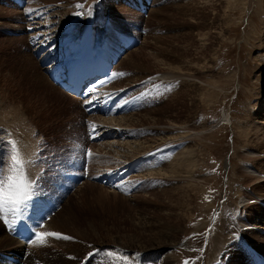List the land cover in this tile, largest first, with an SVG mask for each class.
I'll return each instance as SVG.
<instances>
[{
  "label": "rangeland",
  "instance_id": "374dc122",
  "mask_svg": "<svg viewBox=\"0 0 264 264\" xmlns=\"http://www.w3.org/2000/svg\"><path fill=\"white\" fill-rule=\"evenodd\" d=\"M22 1L13 6L0 0V179L12 167L15 147L23 164L24 155L29 159L32 173L25 176L31 182L42 175L69 181L48 214L65 225L58 231L48 221L41 232L61 237L26 244L27 251L51 256L77 242L83 247L77 259L91 254L94 262L110 264H159L163 256L172 264H252L260 257L250 255L257 254L264 259V180L252 176L255 168L264 172V0H215L220 7L211 0H149L144 11L126 0ZM186 3L195 4L193 13ZM205 3L214 9H202ZM199 9L206 12L202 18ZM202 22L205 28L196 26ZM85 23L114 59L110 76L91 89L113 96L106 113L87 112L77 95L53 86L33 53L44 45V52L56 54L58 34L74 39ZM209 32L212 44L202 51ZM39 69L47 84L34 78ZM33 82L42 91L37 97ZM188 89L191 95L181 98ZM94 126L102 135L91 140ZM104 126L113 131L102 133ZM183 140L192 144V173L163 175L173 164L167 160L172 153H164ZM120 167L117 180H96ZM155 169L161 175L148 173ZM71 172L82 177L71 180ZM37 181V193L55 194L45 178ZM170 188L192 193L175 242L145 262L118 248L117 239L124 246L158 244L134 235L168 210L154 193ZM44 245L51 250L42 252Z\"/></svg>",
  "mask_w": 264,
  "mask_h": 264
},
{
  "label": "bare ground",
  "instance_id": "6f19581e",
  "mask_svg": "<svg viewBox=\"0 0 264 264\" xmlns=\"http://www.w3.org/2000/svg\"><path fill=\"white\" fill-rule=\"evenodd\" d=\"M6 1L8 3H10V4L13 3L10 0H6ZM126 1L129 2V3L127 2L129 5H132L131 0H126ZM126 1H125V4H126ZM211 1L215 2V4H217V6H219V7L221 5H223L222 3H217L215 0H211ZM190 2H193V1L191 0ZM194 5H192L190 3H186V5L184 4V8L186 9V12L190 14V12H192L194 10L193 8H191ZM203 5L204 6L202 7V9L209 8V7H210V9H212L214 7L213 4L206 5V3H205ZM13 6H14V4H13ZM132 7H134V6H132ZM190 8H191V10H190ZM198 12H199L198 13L199 14L198 16L200 17V14L202 13V10L199 9ZM204 13H206V12L203 11L202 14H204ZM210 13H209L210 15L208 13H207V15H209L208 17H211L212 18L213 15H214V13L213 12H210ZM191 16H192V14H191ZM208 17L207 16H206V18L203 17V21H205V19H207ZM200 18H202V17H200ZM85 19H89V17L86 16ZM60 21L62 22L64 20H60ZM212 22H214V21L212 20ZM88 25L90 26V23H88ZM196 26H198V27L201 26L202 28H205V22L204 23L202 22L201 25H197L196 24ZM92 27H93V25L90 26L89 32H88V30L84 27V25H82L81 28H80V30H79V32H78L79 35L75 36L74 39L71 38V33H69V34L67 33L69 30L68 31L66 30L67 31L66 33L67 34H65V33L58 34L59 39L57 37V39H58V40L56 39V42L57 43H55L53 45V47H56V48L58 47L55 50L56 57H54L52 60H55V62L56 61L57 62H62V63L64 62L65 64H67L72 58L80 55L83 52H87V49L84 47V41L91 35V31H93ZM181 35H189V33H183ZM205 35L208 36V40H209L210 43H208L207 45H205L204 46L205 49L204 50L201 49L202 51H206L208 49V47L210 46V44H212V38L214 37L212 35V32L205 33L203 35V37H205ZM173 36H175V38H176V36H178V35H173ZM97 42L100 43V40H98ZM98 46H100V44H98ZM103 51H104V55L105 56H109V53L107 52V49H106L105 44L103 45ZM50 52L52 54L51 49L47 48V50L44 52V54H47V53L50 54ZM51 64H54V61ZM14 66H15V64H14ZM42 70L44 71V69H42ZM42 70H40V72H36V74L34 75V78H36L37 80H40L43 83L47 84V82L45 81V78L42 76ZM18 73H19V71H18ZM11 75H12V73H11ZM13 76H14V73H13ZM108 77L103 78V79H107ZM5 80L8 81L7 79H5ZM4 84H6V83H4ZM20 84L22 85V83H20ZM33 86L35 87L34 82H33ZM53 86H55V85H53ZM7 87H9V86H7ZM56 87H58V86H56ZM35 89H36V92H37V95L35 97H37L40 94V92H42V91L38 87H35ZM59 89H61V88H59ZM26 91H27V89H26ZM190 91H189V89L187 91L185 90L184 93H183L185 95H183V97H181V98H185L186 99L187 96L191 95L190 94ZM100 96L102 98L99 99L98 101H95V103H97V106L95 107V109H96V111H99V112H105L106 111V108H105L104 104L107 105L110 102V97H107V93H103ZM46 97H47V95H46ZM174 97L177 98V96H174ZM191 98H193V97H191ZM47 99H48V97H47ZM29 100H30V98H29ZM87 100H89V99H87ZM31 105L32 104H30V106ZM99 105H101V106H99ZM191 105H192V103H191ZM44 110H43V112H45ZM105 115L112 116L111 113L105 114ZM105 115H104V117H101V118H103V121L106 122V121H108L106 119H108L109 117H105ZM45 116H47V115H45ZM118 120H120V119L118 118ZM115 123H118V122H115ZM102 128L104 129V130H102V132L103 131L104 132H108L110 130L113 131V129L110 126H104V127L99 128V129H102ZM97 130H98V127H97ZM114 132H116V131H114ZM95 133H97V132H95ZM95 133H93V134H95ZM22 140L27 141L25 139H20V141H22ZM18 141L19 140H17V142ZM188 143H189L188 141L183 140V141L177 143L176 145L171 146L169 148L170 151H166L164 153L166 156L168 154L170 155V153H172L170 155V157L168 156L167 160L170 161V162H173V164H172L171 167L164 169V172L165 173L163 175H168V176L169 175L170 176H173L174 175L175 176V175H180L181 173H185V174H188V175L192 173V169L196 165V159H195V155H194L193 149L191 147L192 144L190 145V143L189 144ZM181 147H182V149H180V152L179 151L177 152L176 149L177 148H181ZM133 149H134V147H133ZM120 150H122V149H120ZM173 150H175V151H173ZM129 153H130V151H129ZM183 155H185V156H183ZM23 158H25L26 161L29 162V159H27V157L25 155H24ZM11 162H12V160H11ZM27 162H26V164H23V167H24V175L26 173L27 174L32 173V171H31L32 169L29 168V167H27L28 166ZM34 163L36 164V161L35 160H34ZM158 164H160V162ZM244 167L245 168L247 167L248 170H250L249 165L244 164ZM244 167H242V168H244ZM112 170H114V169H112ZM120 170H121V167H120ZM111 171L107 172L106 176H108L111 173ZM5 172L6 171H3L2 172L3 177L5 175ZM159 172H160V170L156 171V169H155L154 170V173H152L151 171H149L148 173H151L153 175H161V174H159ZM193 172H194V170H193ZM255 172L256 173L253 172V175L252 174H250V175H252V176H254V177L258 178V179L264 180V172H260L256 168H255ZM244 173H245V171H244ZM3 177H1V179H3ZM35 178H36V181L38 179H40V178H42V179L45 178L50 183V188L55 191V194L54 195H53V193H51L52 195H50V198L52 200H54V202H56V200L60 199L61 192L63 190H66V187H63V184L65 183L64 180H61L60 182H57L58 183V185H57V183L54 181L53 176H51V175H48L47 177L46 176L44 177L42 175L40 177H35ZM165 182H167V181H165ZM188 186H191V185L188 184ZM191 189H193L192 186H191ZM57 192H60L59 197L57 196ZM162 193L167 198V201H164L163 200V197H161ZM154 196H155V198H154L155 201H157V202L160 201L159 202L160 205L163 208H166L168 210L165 213H156V214H154L155 217L158 216L159 214L160 215L158 216L157 219H155L154 221H151L152 223L154 222V225L153 226H152V223H151V226L150 227H147L146 226V228L139 226L140 227L141 234H140V231H137L138 233H136L134 235V238H136V239H137V237L138 238H145V240H147L146 242H148L149 244H152V243H158V244L155 245V246H153V245L152 246L151 245L150 246H147L146 243H144L145 242L144 241L143 243L137 244V245H133V244H131V242H129L128 246H124L126 243L124 242L125 243L124 244V243H122V241L119 242V240L117 239V244L118 245H116V246L118 248H120V249L126 248L127 250H129L135 256L136 259L138 258V259H140L142 261H144V260H148L149 261L150 259L155 260L156 257H158L157 256V254H159L158 252L163 251L165 249V248H162L164 244L171 243V242L173 243V242H175V239L178 238V236L180 235V232H181V223H182V221L184 219V216L183 215H184V213H188V210L182 211V209L183 208L189 209L187 207V204L189 203L190 198L192 197V193H190V191H188V190L181 191L180 189H176V188L171 189L170 188V189H167L166 191L161 190L159 192H156V193H154ZM52 200H51V204H53L52 203ZM51 204L48 203V208L50 210L53 209V206ZM45 207H46V205H45ZM55 212H56V210L52 214H54ZM66 213H67V210H66ZM153 217L154 216L152 215V217H151L152 220H153ZM54 219L55 218H53L51 215H48L47 218H45V220H42L41 221L40 224L42 226L41 227H36L37 230H38V232H40V233L42 232V230H43L42 228H45L44 226L46 224H48V221L54 223L53 226H52V224L48 225V226L51 227V229L53 228L54 230L57 229L58 231H60V229L58 227H61V226L65 225V222H62L63 220L62 221H59L58 219H57V221H59V222H54ZM148 222L150 223V221H148ZM227 229L228 230H232L233 233L235 232V230H233V228L231 229V228L228 227ZM51 231H53V230H51ZM53 232H57V231H53ZM33 240H35V237H34ZM115 240H116V238H115ZM32 241H30L28 244L30 245L32 243ZM57 245H59V244H57ZM166 245H168V244H166ZM47 247H48V245H44V246H42L40 248V250L42 252H47L48 250H51L50 248H47ZM81 247H82L81 245H77V242H75V243H67L62 248H58L57 247L58 250L53 255H51V256H48V255L41 256V255H38L35 252L31 253V252L27 251L26 246L24 244L18 243L7 232H5V227H4V224L3 223L0 225V264H100V263L101 264H110V261L108 259H107L108 262L106 260H99V259H98L97 262H94L93 259L90 258V255H87L86 257L81 258V259L80 258L77 259V256L79 255L78 252H79V249ZM91 253H94V252H91ZM95 254L96 255L98 254V250L95 251ZM161 254H163V253L161 252ZM97 257H98V255H97ZM162 259H164V260H162ZM260 259L261 258H258L257 260L253 259L251 262H252V264H260V262H261V264H264V261H260ZM161 260L162 261H160L159 264H172V262H173V260L170 259L168 256H163L161 258Z\"/></svg>",
  "mask_w": 264,
  "mask_h": 264
},
{
  "label": "snow or ice",
  "instance_id": "6c2138e0",
  "mask_svg": "<svg viewBox=\"0 0 264 264\" xmlns=\"http://www.w3.org/2000/svg\"><path fill=\"white\" fill-rule=\"evenodd\" d=\"M115 75V74H114ZM92 101H87L91 103ZM125 103H128L125 101ZM96 126H94L95 128ZM12 167L9 173L0 179V220L9 222V214H11L13 220L20 219L25 211L26 207L34 200L36 195V183L31 182L24 175L23 162L18 159V153H16L15 147L13 148ZM22 178V182H17V179ZM119 187V185L117 186ZM42 225L39 224L38 227ZM35 240L32 243L39 242L44 243L45 238L52 236L60 238L62 234L56 232L40 233L36 232ZM68 239L69 237H63ZM91 255V254H89ZM187 264V262H185Z\"/></svg>",
  "mask_w": 264,
  "mask_h": 264
},
{
  "label": "clouds",
  "instance_id": "9594fccd",
  "mask_svg": "<svg viewBox=\"0 0 264 264\" xmlns=\"http://www.w3.org/2000/svg\"><path fill=\"white\" fill-rule=\"evenodd\" d=\"M17 179V182H22V178H14Z\"/></svg>",
  "mask_w": 264,
  "mask_h": 264
}]
</instances>
